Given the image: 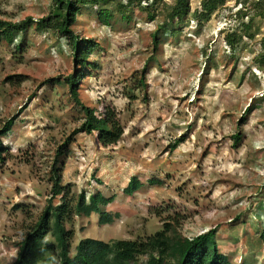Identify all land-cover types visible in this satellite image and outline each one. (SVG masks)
<instances>
[{
	"label": "rangeland",
	"instance_id": "rangeland-1",
	"mask_svg": "<svg viewBox=\"0 0 264 264\" xmlns=\"http://www.w3.org/2000/svg\"><path fill=\"white\" fill-rule=\"evenodd\" d=\"M200 1L190 0V14L176 24L178 37L167 23L160 54L154 53L152 32L161 17L148 21L135 14L113 27L96 17L80 19V38L101 45L80 95L91 107L114 109L125 126L123 139L108 148L96 135H71L80 125L79 107L68 85L56 82L73 69L68 41L33 29L23 42L21 35L13 43L0 40V127L16 121L2 138L14 157L0 161V264L15 263L18 243L47 204L48 165L70 137L74 153L65 183L76 193L99 190L115 197L104 208L113 223L100 224L92 214L70 224L76 231L73 253L85 238L137 240L180 218V233L189 238L217 226L219 249L232 264H264V66L254 62L264 16L253 22L234 63L223 37L241 0H228L202 28L196 20ZM48 6L49 0H0V19L35 21ZM249 68L259 82L251 81ZM133 177L143 186L128 194ZM17 204L27 205L28 214Z\"/></svg>",
	"mask_w": 264,
	"mask_h": 264
},
{
	"label": "trees",
	"instance_id": "trees-1",
	"mask_svg": "<svg viewBox=\"0 0 264 264\" xmlns=\"http://www.w3.org/2000/svg\"><path fill=\"white\" fill-rule=\"evenodd\" d=\"M227 1L201 0L200 7L196 9L198 27L202 28L204 20L225 6ZM190 11V0H49L48 9L39 13L35 21L32 16L18 22L0 19V40L13 43L16 36L21 35L23 42L31 29L39 36L65 38L70 45L74 65L68 75L56 82L68 85L70 96L79 107L80 125L71 135H96L97 142L108 148L123 139L125 126L114 109L91 107L80 95V89L84 88L87 81L86 68L96 66L92 56L101 46L92 38L81 39L76 33L80 19L85 16L96 17L101 25L113 27L119 21L130 23L135 14L148 21L161 17L163 22L152 32L154 53L160 54V35L162 31H167V23L172 24L170 33L178 37L182 29L176 27V24L183 23ZM231 16L235 24L224 31L223 40L235 63L245 38L250 36L253 22L257 17L264 16V0H241L240 8ZM239 27L242 28L241 31H237ZM260 46L261 52L254 58V62L258 66H264V36L260 40ZM16 48L22 49V43L17 44ZM147 69L146 66L143 72ZM249 69L247 72L251 81L255 79L259 82L257 74L252 68ZM140 83L146 90V80L143 79ZM243 119L246 120L245 117ZM15 125L16 121L11 119L7 120L5 127H0V161L4 163L11 158L8 156H14L7 150V144H3L2 138ZM71 140L72 137L58 146L48 165L51 189L47 204L30 232L18 243V256L14 264H137L141 257L145 258L143 264H232L230 255L219 249L217 226L189 238L180 233L177 226L181 223L180 218L166 221L160 230L137 240L105 241L85 238L77 243L73 253L76 231L70 224L76 217H90L92 214L99 215L100 224L113 223L115 217L104 208L113 203L115 197H109L99 190L76 193L73 184L65 183L67 162L74 153ZM235 140L241 141L242 135L237 134ZM182 141L184 140H180L176 146ZM4 152H7V156H4ZM142 186L143 182L133 177L125 192L134 194ZM14 208H23L24 214H28L27 205L17 204ZM262 239L264 240V231Z\"/></svg>",
	"mask_w": 264,
	"mask_h": 264
}]
</instances>
